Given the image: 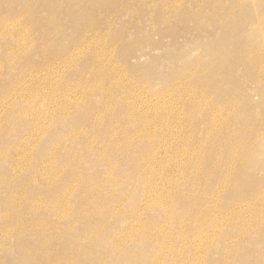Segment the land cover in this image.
<instances>
[{"label": "rangeland", "instance_id": "374dc122", "mask_svg": "<svg viewBox=\"0 0 264 264\" xmlns=\"http://www.w3.org/2000/svg\"><path fill=\"white\" fill-rule=\"evenodd\" d=\"M0 264H264V0H0Z\"/></svg>", "mask_w": 264, "mask_h": 264}, {"label": "bare ground", "instance_id": "6f19581e", "mask_svg": "<svg viewBox=\"0 0 264 264\" xmlns=\"http://www.w3.org/2000/svg\"><path fill=\"white\" fill-rule=\"evenodd\" d=\"M137 99H138V98H137ZM139 101H140V100H139ZM146 102H147V101H146ZM134 103H135V102H134ZM152 103H153V102H152ZM137 105H138V104H133V101H132V106H133L132 108H134V112H133V116H134V117H139V116H142V115H143V114H140V111L143 110V108L145 107V105L149 107V104H148V105H147V104H144L143 107H142V109H138V108H137ZM168 108H169V107H168ZM136 109H138V110H140V111L137 113ZM206 213H207V212H206ZM203 215H204V214H203ZM208 219H209V218H208ZM205 221H206V220H205ZM131 225H132V224H131ZM130 228H132V227H130ZM211 229H213V228H211ZM129 234H130V232H129ZM122 243H123V242H122ZM116 245H117V244H116ZM119 246H120V244L117 245V247H119ZM165 247H166V246H165ZM201 247H202V246H201ZM166 253H167V252H166Z\"/></svg>", "mask_w": 264, "mask_h": 264}]
</instances>
